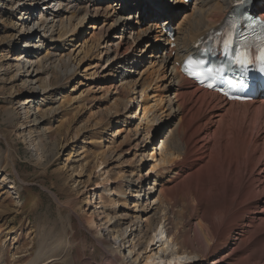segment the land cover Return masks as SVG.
Wrapping results in <instances>:
<instances>
[{"label": "bare ground", "instance_id": "obj_1", "mask_svg": "<svg viewBox=\"0 0 264 264\" xmlns=\"http://www.w3.org/2000/svg\"><path fill=\"white\" fill-rule=\"evenodd\" d=\"M140 1L150 8V17L156 10L158 14L169 11V17L163 21L156 17L139 24L135 21L139 11L131 5H124L125 0L15 1L13 7L19 21V46L14 45L6 70H14L13 76L18 84H15L14 89L19 98L16 104L19 106L17 115L22 117V133L26 132L31 143H34L32 133H44L40 120H43L45 113H39L40 110L36 107L34 110L33 106L36 97L45 92L44 86L38 84L39 72L50 73L47 87H51L52 92L57 87L67 88L79 74L77 70L80 63L73 61L72 53L78 47L81 35L98 30L95 32L98 44L89 49L91 52L95 48L98 50L100 68L114 71L116 76L113 80L119 83L114 87L115 94L121 95L116 104V109L120 106L121 109L107 118L109 126L113 123L114 115L122 112L127 114L137 105V110L130 117L138 122L134 133L140 135L143 131L147 136L145 139L144 134L141 139L142 147L138 150L140 160L137 164L135 162L139 177L135 182V191H132L131 186L128 188V199H134V207L138 203L145 217L141 224H145L150 231L154 219L158 221L162 208L166 234L165 238L161 233L160 239H157V235L146 239L143 249L146 257H139L141 240L147 236L141 229L142 225L137 224L133 231H138V236L133 232L126 236L118 231L115 238V234H112L113 240L118 239V247L131 244L127 247L128 256L139 247L135 255L136 259H143L142 264H222L224 259L227 261L225 264H264V99L256 98L250 103L227 102L214 93L194 86L191 81L180 76L176 68V63L192 51L202 36L222 24L234 0H192L187 6H184L183 0ZM254 2L258 7L255 13L263 19L264 0ZM260 3L262 8L259 7ZM49 5H53L52 9ZM101 5L109 7H106L103 16L98 17ZM93 6L95 8L91 11ZM48 11H51L50 14ZM101 18H105V23L98 27L95 22ZM55 31L59 32L56 38ZM171 32L174 33V41L169 40ZM55 42L62 45L61 52L56 51L49 58L41 56ZM160 81L162 83L157 94L159 89L154 86ZM140 87L138 95L136 89ZM54 111L59 112L60 109L54 108ZM141 112L142 119L139 116ZM174 118L177 121L173 130L163 136L166 121ZM152 135H158L160 139L159 161L154 160V151L149 153L151 159L145 158L146 150H155V145L150 144ZM38 149L48 156L47 164L57 152L56 146ZM8 153L3 155L0 152V172L4 171L2 162L9 163L12 160ZM107 159L106 156L99 159L100 167L104 165L102 170L107 166ZM147 161H153L154 166L143 175L140 171L147 166ZM109 172L112 174L111 171H105L106 181L111 185ZM129 173L133 174V169ZM152 178L154 180L146 184ZM114 183L120 185L122 182L117 180ZM18 184L21 186L19 179ZM95 189L97 191L98 187ZM105 192L112 197L126 196L121 188ZM171 193L177 196L174 201ZM170 196L173 198L170 199ZM96 199L98 202H88L86 205H97L94 208L96 211L88 215L86 222L94 227L98 221L108 226L106 229L109 230L115 220L105 214L106 205L101 196ZM110 200L116 201L110 204V207H114L110 211L115 215L119 203L112 198ZM171 202L174 204L172 208L179 206L186 212L194 203L196 210L193 213L200 215L193 229L198 242L181 228L180 232L178 224H174L170 216L167 217L168 214H174L167 206ZM151 213L154 216H148ZM139 219L135 218L134 221ZM121 220L127 221L125 218ZM189 220L183 221L184 224ZM219 220H223L222 224L218 223ZM127 224L128 228L135 227L133 221ZM95 228L88 230V233L104 252L101 264H125L124 256H116L118 247L114 249L110 244L104 245L96 238L100 234ZM229 242H232L230 246ZM168 243L175 248L173 254L167 253L170 247L166 246ZM156 247L160 248V257L153 253ZM218 251L222 260L208 261ZM184 254L186 256H182ZM193 254L195 259L190 257ZM183 257L187 260L183 261ZM91 261L88 259L82 264H94Z\"/></svg>", "mask_w": 264, "mask_h": 264}, {"label": "rangeland", "instance_id": "obj_2", "mask_svg": "<svg viewBox=\"0 0 264 264\" xmlns=\"http://www.w3.org/2000/svg\"><path fill=\"white\" fill-rule=\"evenodd\" d=\"M15 1L0 0V152L3 155L9 152L10 159H12L8 161L9 163L2 162L4 173L0 172V264H82L88 259L92 260L91 262L94 264H101L104 260V252L96 239L89 235L88 230L96 227L95 229L100 234L96 238L100 242H104V245L110 244L115 249L118 247L119 241L118 239L114 241L112 234H115H113L115 238L119 234L117 232L120 231L128 236L137 228V224L142 225L143 233H147V236L141 240L139 257H142L145 243L149 238L157 235V239H160L161 233L165 238L166 234L162 208L158 214V221L156 218L154 219L150 231L145 224H141L145 217L142 215L138 203L134 207V199H128L130 196L128 188L131 186L134 192L135 182L139 177L138 170H135V162L137 164L140 160L141 139L144 138V134L145 139L147 138L143 131L140 132V135L143 134L141 138L140 135L134 133L138 122L133 121L130 117L137 110V105L132 107L131 112L127 114L122 112L114 115L113 123L109 126L107 118L121 109V106L116 109L121 95L115 94L116 88L114 87L119 83L113 80L116 76L114 71L105 67L100 68L98 50L95 48L91 52L89 49L98 44L95 36V32L98 30L94 29V31L81 35L78 47L72 53L73 61L76 64L80 63L77 70L79 74L77 73L78 76L73 79L74 82L69 83L67 88L66 86L60 88L55 86L57 89L52 92L51 87L50 89L47 87L51 78L50 73L47 75L39 72L38 84L44 86L45 92L36 97L33 106L34 110L35 107L40 110L39 113H45L43 120H40V126L43 127L44 133L40 131L32 133L34 143H31L26 132L22 133V117L17 115L19 106L16 102L19 98L14 89L17 84L16 78L13 76L14 70H6L8 58L12 54L14 45L19 46L17 45L20 31L19 21L13 7ZM127 1L126 6L133 3L132 0ZM49 7L52 9L53 5H49ZM106 7L109 5L100 6L98 17L104 15ZM94 8L95 6L91 8V11ZM50 12L47 13L50 14ZM162 12L158 14L156 10L155 13L153 12V16L169 17V11ZM104 21L105 18H101L95 23L99 27L105 23ZM54 34L56 38L59 32L55 31ZM60 50H62V45L55 42L52 43V46L49 45L41 53V56L49 58L50 54L52 55L56 51L61 52ZM125 69L124 71H126ZM161 83L162 81L157 82L158 87H154L158 90ZM140 91L141 87L136 89L138 95ZM159 91L160 89L157 94ZM54 108H59L60 111L55 112ZM158 109H156L157 113ZM139 116L141 118L142 112ZM175 121H177L175 118L166 121L165 127H167L162 131L163 136H166L169 130H173ZM157 136L152 135L151 137L153 141H150V144L155 145V150H146V159H151L149 153H153V151L154 160L159 161L160 159L158 144L160 139ZM64 138L66 139L64 140ZM55 146L56 155L47 164L48 156L38 147L42 149L44 147L46 150ZM135 146L138 147L135 148ZM104 156L108 159L106 168L102 170L104 165L100 167L99 159ZM146 164L147 166L140 171L143 175L145 172H150L154 166L153 161H147ZM131 169H133V174L129 173ZM105 171L112 172V174L109 172L111 185L107 184L109 182L106 181ZM18 179L21 186L18 184ZM117 180H121L122 183L120 185L114 183ZM153 180L152 178L146 184ZM96 186L98 187L97 191ZM117 188L124 191L126 195L124 198L107 196L106 190ZM145 192L147 193V190ZM99 195L106 205L105 214L115 220V224L109 230L106 229L108 226H103L98 221L95 222L96 226L94 227L86 222L88 215L95 212L94 208L97 207L93 203L91 206L86 205L88 202H98L96 198ZM172 195L174 201L177 196L174 193H171ZM171 196L170 199H172ZM111 198L119 203L115 209V215L111 213L114 207H110V204L116 201L112 202ZM172 204L173 202L167 206L174 214H168L167 217L170 216L173 223L178 224L180 232L184 231L191 239L198 242L194 226L200 215L198 212V214L193 213L194 209L196 210L194 203L188 209L192 215L179 206L172 208L174 207ZM154 208L156 209V206ZM102 210L104 211V209ZM151 215L153 213L148 216ZM139 217V220L134 221ZM122 218L127 221H122ZM187 218L190 220L185 225L184 222ZM177 219L182 220L178 221ZM132 221L135 222V227L128 228L127 222ZM222 221L219 220L218 223L222 224ZM133 234L138 236L139 232L136 231ZM128 239L130 240L131 237ZM231 243H228L229 246ZM224 244L226 243L224 242ZM129 245L131 244L118 247L119 251H116V256H124L125 264H142L143 259H136L135 255L139 247H136L134 252L128 256L127 247ZM166 246H170L167 253L173 254L175 250L173 245L168 243ZM159 250L158 247L153 250L156 257H160ZM216 254L208 261L220 259L219 251ZM223 256L224 254L221 257ZM190 257L196 258L194 254ZM182 259L183 261L187 260L185 257ZM223 261H221L222 264L227 262L225 259Z\"/></svg>", "mask_w": 264, "mask_h": 264}, {"label": "snow or ice", "instance_id": "obj_3", "mask_svg": "<svg viewBox=\"0 0 264 264\" xmlns=\"http://www.w3.org/2000/svg\"><path fill=\"white\" fill-rule=\"evenodd\" d=\"M208 71L211 72V69H208ZM227 84L233 88L236 87V85L231 80L227 81ZM209 87H211V85H209Z\"/></svg>", "mask_w": 264, "mask_h": 264}]
</instances>
